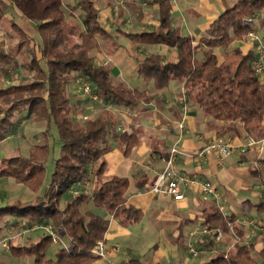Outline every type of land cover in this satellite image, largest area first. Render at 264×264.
<instances>
[{
  "label": "trees",
  "instance_id": "16d2710c",
  "mask_svg": "<svg viewBox=\"0 0 264 264\" xmlns=\"http://www.w3.org/2000/svg\"><path fill=\"white\" fill-rule=\"evenodd\" d=\"M9 1L25 22L34 23V37L26 33L25 22L19 24L14 18L10 23L17 38L12 53L30 54L24 66L33 72V78L0 86V141L15 132L19 115V120L32 117L45 123L43 140L49 136L51 124L56 128L60 154L54 162L51 180L40 195L0 205V240L8 228L19 230L17 234L25 230L40 232L38 240L15 245L8 242L10 254L31 257L32 264H92L99 259L91 253L92 246L105 238L110 219L126 225L143 216L140 209L126 203L127 179L104 177L103 156L112 150V143L123 146L124 154L138 145L136 132L117 130L124 124L118 110L131 114L149 104L153 95L115 80L107 65L95 64L93 53L114 41V34L100 21L96 1L76 0L68 4L70 12H79L78 22L67 18L60 0ZM3 2L0 0V23L8 7ZM141 2L156 6L157 26L139 33L116 29V36L124 35L133 45H165L174 51L175 57L154 53L137 57L138 77L151 83L154 93L167 88L171 81L182 82L185 98L205 116L225 126L260 133L264 123V82L250 66L254 49L243 53L232 48L221 55L216 50H225L254 32L252 21L264 17V0H236L204 28L197 42L171 24V0ZM3 44L0 41V68L4 75H9L6 66L10 63L14 71L18 65L2 49ZM78 77L89 83L96 96L90 101L100 105L93 117L86 115L87 120L77 121L73 113L80 109L71 102L67 88ZM49 152L47 143H36L25 156L2 157L0 180L11 178L32 192L40 191ZM88 184L90 188L83 189ZM251 208L258 215L264 214V194ZM237 221L235 214H223L217 207L204 214L202 225L222 234L233 232L236 240L225 253L202 264H264V243L251 255L252 243H243L244 228ZM35 225L51 226L59 238L68 239L67 245H58L53 257H48L51 238L41 229L31 230ZM212 243L210 240L208 245Z\"/></svg>",
  "mask_w": 264,
  "mask_h": 264
},
{
  "label": "crops",
  "instance_id": "0c3cea01",
  "mask_svg": "<svg viewBox=\"0 0 264 264\" xmlns=\"http://www.w3.org/2000/svg\"><path fill=\"white\" fill-rule=\"evenodd\" d=\"M235 1L171 0L173 7L170 22L173 26H177L182 34L194 37L197 42V39L203 35L204 28ZM120 4L121 7H117V12L129 17L137 14L142 15L140 11L146 6L156 8V6L148 5L141 0H125L124 4L121 0ZM109 12L106 11L103 14L108 16ZM261 18L260 23H263L264 17ZM115 21L118 22L119 19L117 20L116 17ZM147 22V19H144L140 24L144 26ZM149 22L152 26H157V18L149 20ZM104 26L111 31V28L107 27L108 24ZM123 28L125 27L123 26ZM116 29L126 32L120 27H116ZM140 46L154 48L155 52L143 53L138 48V52L143 54L135 56V59L151 53L166 55L170 59L175 57L174 51L165 45ZM232 48H239L245 53L254 49V41L246 37L244 40L234 41L225 50H216V53L221 55L223 51L228 52ZM127 64L128 62L123 66V72L130 71L131 64L129 66ZM114 70L119 77V69L115 68ZM258 77L264 82V74ZM149 85L147 91L151 92L153 100L131 114L121 115L124 124L119 125L138 134V145L124 154L123 146L112 143V150L103 156L106 163L104 177L118 176L127 179L126 203L140 209L143 216L138 222L126 225L120 224L116 219H110L104 239L109 243L117 244L119 252L112 257L98 259L92 264H121L124 262L132 264L134 260L137 261L136 264H172L179 260L182 261V264H190V260L184 256L185 253L188 254L184 239L204 238V235L197 237V234H201L202 230L206 228L202 225L203 217L206 212L212 211L216 207L215 201L204 196L198 187L189 189L185 193L184 199L180 201H174L168 196H154L148 192L150 183L164 167V158L169 149L176 143L178 134L176 126L182 119L183 131L181 140L177 143L181 154L178 155L175 164L179 171L185 172L199 181H211L219 190L227 212L235 214L238 219L240 215L247 213V210L249 212L253 210L249 198H240L237 196L240 195L237 194L238 192L252 194L255 199H259L263 195V189L255 188L252 181L257 178V182L264 185V181H262L264 177V123L261 125L260 133L247 132L239 126H225V123L205 116L196 104L185 98L182 82L171 81L167 88L156 93L153 92L151 83ZM218 137L227 139L232 145L230 155L223 160H218L215 155L210 154L207 155L204 162L198 163L197 160L186 156L195 153L203 144ZM250 139L254 140L253 145H248ZM30 196L28 200L34 198L36 193H31ZM18 232L19 230L8 228L3 231L1 240L6 239L7 242L13 244L11 239L18 238L16 239V243H18L19 240L23 241V236L34 231L17 234ZM193 234L195 235L193 236ZM223 235L227 234L221 236L223 237ZM222 237L219 241H213L211 245H208L209 242H207V250H202L199 256L206 257L213 253L220 254L229 250L231 244L225 252L219 250V245L228 243V240H225V237L222 239ZM170 238L172 245L168 243ZM30 263L32 264L28 257H13L9 250L0 249V264Z\"/></svg>",
  "mask_w": 264,
  "mask_h": 264
},
{
  "label": "rangeland",
  "instance_id": "374dc122",
  "mask_svg": "<svg viewBox=\"0 0 264 264\" xmlns=\"http://www.w3.org/2000/svg\"><path fill=\"white\" fill-rule=\"evenodd\" d=\"M76 0H60L61 6L63 9L66 11V16L69 20H72L74 22L79 21V12H70L68 9V4L74 3ZM96 1V6L98 10L100 11V21L102 25L108 24V28H111L112 33L114 34V41L107 42L104 44V46L101 47V50L99 53L95 52L93 53L94 57V62L96 65H107L111 76L116 80L125 82V84L128 85L130 88H136L139 90H147V87H150L149 83L147 84L146 81H144L142 78L138 77L137 72H136V59L135 56H140V54H143L144 52H155L154 48H150L148 46H140V45H133L129 39H127L124 35L119 34V36H116L117 33L115 32L116 27H120L121 29L125 30L126 32H132L135 33L137 31L141 30H151L155 26L151 25V22L149 20L156 19L158 17L157 14V9L152 8V7H147L142 8L140 11L141 14H137L133 17H129L126 15H122L118 13L117 7H121L120 3L121 0H114L112 1L111 4H107L104 0H94ZM125 2V0H122ZM5 5L7 4V8L5 11V18L2 23H0V41H3L4 44L2 45V49L6 52V54H11L12 55V62L17 63V67L14 71H11L10 66L11 64L9 63L6 67L7 70L9 69L10 71L8 72L9 75H4L2 72V68H0V86H4L7 84H15L17 83L20 79L22 80H30L33 78V72L28 71L27 68L24 66L27 60H30V54L27 53H12L13 47L17 43V38L14 35L13 30L10 28V23L11 21L15 18V21L19 24H23L25 22L21 17L19 11L14 8L15 5H13L12 2L9 0H4L3 2ZM67 7V8H66ZM111 12H109V9ZM106 11L109 12L108 16H105ZM117 13V15H115ZM119 14V15H118ZM126 14V13H125ZM117 17V20L119 19L118 22L115 21V18ZM144 17V18H143ZM144 19H147V24L146 25H141L140 22H142ZM140 21V22H139ZM262 21L261 16L259 19H255L253 22V26L255 27L254 35L258 37L264 44V22L260 23ZM31 22V23H30ZM30 22H25L23 26L25 27L26 33L29 34L31 37H34V32L32 30V21ZM119 24V25H117ZM150 24V25H149ZM123 26L125 28H123ZM110 30V29H109ZM137 30V31H136ZM247 38L249 36L247 35ZM138 48L141 49L143 53L138 52ZM36 51L39 54L38 48H35ZM220 50V49H218ZM166 57V55H163ZM128 62V66L130 65V71L129 72H123V66ZM4 68V69H5ZM115 68L119 69V77L117 76ZM264 74V73H263ZM84 79L83 77H78L76 80L72 81L67 88L68 94L71 98V102L77 103V107L80 110H75L73 113V117L75 120H81V117L84 115H88L93 117L96 114V109H98L97 104L94 105L92 103L93 101H90L88 97L83 95L82 90H81V84L80 80ZM85 80V79H84ZM97 107V108H96ZM24 115V111L22 112ZM21 114V115H22ZM17 117V116H16ZM20 115L16 118L19 121V125L17 129L15 130L14 133H11L8 135L7 138H5L3 141H0V159L2 157L10 156V155H22L25 156L27 155L28 151L32 148V146L36 143H47L50 149L49 156L45 162V171H44V176H43V183H42V188L38 192H32L30 191L27 187L21 184H16L11 178H2L0 180V205H4L9 202H13L15 200H20V201H25L28 200L31 196V193H36V195H40L42 191L44 190L45 187L48 186L50 180H51V174L54 168V162L55 160L59 157L60 154V144L58 142V135H57V130L56 128L51 124L50 129H49V136L47 139H42V133L45 130V123L44 122H38L35 121L34 119L28 118V119H18ZM257 178L254 179L253 184L256 186L255 188H262L264 190V185L262 186L260 182H257ZM264 181V177H263ZM89 184L83 188L88 190ZM90 188V187H89ZM262 190V194H264ZM237 195L240 198H249L250 205L253 203H256L259 199H255L252 197V194L244 193V192H238ZM262 196V195H261ZM90 206V203L88 204ZM225 212L227 210L225 209ZM238 220H245V221H254L260 222L264 220V214L258 215L254 208L249 212L247 210V213H243L242 215L239 216ZM241 228H244V231H249L250 228L247 226H244L240 224ZM43 231V230H42ZM244 233V232H243ZM40 232L36 233H29L23 236V241H20L16 243V239H11V241L16 244H21L26 243L28 241L36 240L37 238L41 237ZM202 235V234H197ZM229 235V237H228ZM6 236V235H5ZM245 235L241 237L243 243L250 244L252 243V246L250 248L251 255L254 254V251L259 249L262 244L264 243V231L260 230H254L251 229V236L250 238H243ZM207 236H204V238H189V239H184L186 243V251L188 252L185 253V257L190 260V264H201L204 262L209 261L211 258L215 257L217 254L213 253V255H208V256H199L200 252L202 250H207V242L210 241V238H205ZM225 237V240H228L227 244H222L219 245V250H222L225 252L229 245L234 243L236 240V237H234L233 232L228 233L227 235H223L222 239ZM65 236H62V242H59L58 244H49L47 247V256L48 257H53V252L57 250V248L60 246H65L68 243V240ZM15 240V241H14ZM38 240V239H37ZM8 241V240H7ZM174 242V241H173ZM172 245L171 238L169 239V242ZM15 245V244H14ZM212 247V246H211ZM192 250V251H191ZM196 253V255H194ZM197 257V258H193ZM30 261L32 262V258L28 257ZM129 263V262H128ZM31 264V263H30ZM122 264V263H121ZM165 264V263H161ZM172 264H182V261L179 260L177 262H173Z\"/></svg>",
  "mask_w": 264,
  "mask_h": 264
},
{
  "label": "built area",
  "instance_id": "2783aa9c",
  "mask_svg": "<svg viewBox=\"0 0 264 264\" xmlns=\"http://www.w3.org/2000/svg\"><path fill=\"white\" fill-rule=\"evenodd\" d=\"M124 4V1H122ZM248 36L251 40L256 42L254 46V57L251 60L250 66L253 72L260 76L264 73V44L263 42L256 37L253 33H248ZM81 90L83 95L90 99H96V96L92 93L91 87L89 83L81 79ZM106 108H110V106H106ZM120 115H128V111H119ZM83 120H87L88 116L84 115L81 117ZM178 134L176 136V143L169 149L167 156L164 158V167L163 169L157 173L154 180L150 183L148 187V192L154 196H168L171 197L174 201H180L184 199L185 193L191 189L192 187H198L200 192L206 196L210 197L216 203V207L220 212L225 214V206L222 203V196L217 189V187L209 180L199 181L198 179L191 177L189 174L179 171L176 167V160L179 154H181L177 143L181 140V135L183 131V119L179 121L177 124ZM118 131H124L125 128L123 126L117 127ZM254 140L250 139L248 145H253ZM232 151V145L230 142L222 137H218L214 140L206 142L201 146V148L192 154H187L186 156L190 159L197 160L198 163L204 162L207 155L213 154L217 157L218 160H223L228 155H230ZM238 223L247 226L250 228L248 231H244L243 238H250L251 229L264 231V220L258 222L254 221H245L239 220ZM41 229L45 233H47L52 243L55 245L61 242V239L57 235V233L52 229L51 226H42L35 225L31 230ZM26 231V230H25ZM23 231V232H25ZM214 233L217 235L214 236ZM202 235L207 236L212 241H219L221 239V232L212 231L207 228H204L201 232ZM195 234H193L194 236ZM0 249L9 250L10 245L6 239L0 240ZM192 251V250H191ZM119 252V246L117 244H112L107 242L105 239L96 241L91 249V253L99 259H105L116 255ZM196 255V253H194ZM122 264H130L128 262H124Z\"/></svg>",
  "mask_w": 264,
  "mask_h": 264
}]
</instances>
